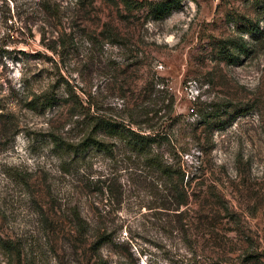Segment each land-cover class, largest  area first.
<instances>
[{
    "label": "rangeland",
    "instance_id": "374dc122",
    "mask_svg": "<svg viewBox=\"0 0 264 264\" xmlns=\"http://www.w3.org/2000/svg\"><path fill=\"white\" fill-rule=\"evenodd\" d=\"M153 81L175 95L187 151L178 211L122 146L76 157L52 141L81 143L90 114L140 115L162 96ZM0 103V264H264V0H181L160 19L116 0H0ZM75 209L112 229L101 254Z\"/></svg>",
    "mask_w": 264,
    "mask_h": 264
},
{
    "label": "trees",
    "instance_id": "16d2710c",
    "mask_svg": "<svg viewBox=\"0 0 264 264\" xmlns=\"http://www.w3.org/2000/svg\"><path fill=\"white\" fill-rule=\"evenodd\" d=\"M89 1L93 2L94 0ZM116 1L129 9L148 7L153 15L160 19L179 6L181 0ZM260 32L262 31L260 30ZM159 92L162 95L161 98L155 99L162 102L167 101L166 107L168 109L161 116L155 109L156 100L153 99L140 105L142 108L140 115L132 113L128 118H118L99 113L90 114L91 134L79 144L64 142L56 134H52V141L62 153L72 154L76 157H80L86 151L93 149L104 151L113 156L115 149L122 146L125 148V152L130 154V158L135 157L134 161H142L148 167L158 171L165 179L166 188L161 195L163 202L158 207L164 210L178 211L186 203L189 192L185 188L187 185L190 186L191 182L185 183L184 160L182 158L176 159L187 151L182 150L183 144L176 138L175 121L178 117L174 115L175 95L169 90L168 84L151 82V95ZM37 101L40 104L38 103L34 107L38 105L52 106L56 103L53 96H46L45 99ZM206 121L207 119L203 120V122ZM98 135H102V137ZM176 214H182V211ZM72 219L80 231L93 237L89 245L94 253H100L103 247L114 243L112 229L104 222L85 217L79 209L73 211ZM255 258L260 259L259 256H255ZM101 260H103L102 257Z\"/></svg>",
    "mask_w": 264,
    "mask_h": 264
}]
</instances>
